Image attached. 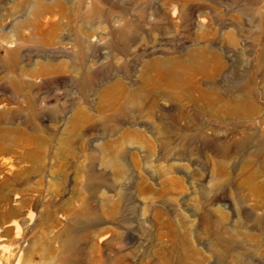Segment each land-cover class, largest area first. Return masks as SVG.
Masks as SVG:
<instances>
[{"label":"rangeland","instance_id":"374dc122","mask_svg":"<svg viewBox=\"0 0 264 264\" xmlns=\"http://www.w3.org/2000/svg\"><path fill=\"white\" fill-rule=\"evenodd\" d=\"M0 244L264 264V0H0Z\"/></svg>","mask_w":264,"mask_h":264},{"label":"bare ground","instance_id":"6f19581e","mask_svg":"<svg viewBox=\"0 0 264 264\" xmlns=\"http://www.w3.org/2000/svg\"><path fill=\"white\" fill-rule=\"evenodd\" d=\"M174 77V76H173ZM162 81V80H161ZM24 218H25V220L27 221V220H31L32 219V217L28 214V215H26V216H24ZM12 225H14V227L16 228V230H20L19 228V225L17 224V223H15V222H12ZM5 252H7V248L5 247V245H3V244H0V254H4Z\"/></svg>","mask_w":264,"mask_h":264}]
</instances>
